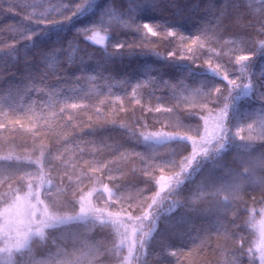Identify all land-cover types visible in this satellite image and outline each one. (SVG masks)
Returning a JSON list of instances; mask_svg holds the SVG:
<instances>
[{
    "label": "trees",
    "instance_id": "1",
    "mask_svg": "<svg viewBox=\"0 0 264 264\" xmlns=\"http://www.w3.org/2000/svg\"><path fill=\"white\" fill-rule=\"evenodd\" d=\"M78 2L0 0V223L28 185L64 218L0 264H260L264 0Z\"/></svg>",
    "mask_w": 264,
    "mask_h": 264
},
{
    "label": "snow or ice",
    "instance_id": "2",
    "mask_svg": "<svg viewBox=\"0 0 264 264\" xmlns=\"http://www.w3.org/2000/svg\"><path fill=\"white\" fill-rule=\"evenodd\" d=\"M87 3H88V0H79V2L75 5L74 8L71 7L70 11L72 12V15H75L77 12L81 11L87 5ZM70 18L71 17H66V20H68ZM42 19H47V17H42ZM53 22H56V21H53ZM53 22H51V23H53ZM137 27H138V30L146 29L148 33H152L153 35L156 34L155 32H153V28L150 25H148V24H144L142 26H137ZM261 31L264 32V28H262ZM122 47H127L129 49H135L134 45H124V44L115 45V48H122ZM253 55H255V52H253ZM240 60L241 61H248L249 57L248 56H241ZM254 81L255 82L251 85V87L253 88V93L257 95L258 99H260L261 101H264V92H260L259 89L256 87V79L255 78H254ZM229 83L233 87H238V85L236 84L235 80H230ZM216 91H219V89H216ZM72 107H76V105H72ZM157 111H159V110H157ZM222 116L226 118L227 117V112H223ZM226 131L227 130L225 128L221 127V132L225 133V135H222L220 137L221 140L226 138ZM157 135L158 136L167 137L166 133H158ZM193 143H195V141H193ZM221 147H223V145H221ZM205 152H206V150H205ZM248 170H249L248 168L245 169V171H248ZM14 176H16L18 182L23 184V177H18L16 173L9 174L4 179V183H7L8 181L12 180ZM161 179H163V178H161ZM177 183H179L178 180H177ZM28 187H29V194L33 195V198L37 199L38 203H41V201H39V193H33L32 190H31V185H28ZM230 189H227L226 191H228ZM57 194H58V187L55 184H53L50 189L46 190V195H47L48 199L52 200L54 204H55V197H56ZM153 203H155V201H153ZM129 207H131V204L129 205ZM84 211H85L84 207L81 206V212H84ZM145 215H148V214L146 213ZM45 216H46L47 220L51 222L52 226H54L58 222H62V220L64 219L63 217L56 216V215L48 216L46 209H45ZM133 219L134 218L131 216V214H129L128 220L131 222ZM135 219L143 220L144 217H136ZM41 223L43 224L44 222H41ZM45 226H47V225H45ZM30 231L31 230L29 229L28 231H25L22 234H20V238L16 242V246L17 247L22 248V247H24L27 244L28 239H29V232ZM36 231L39 232L40 229L37 228ZM145 243H146V241H144L143 239L140 240L141 247H143ZM132 251H133V247L131 246V242H130V247L128 249L129 256H131ZM238 251H240L242 255H246L247 254L242 249H238ZM251 251H252V249H248V252H251ZM172 255H176V254L172 253ZM36 264H47V262L41 261V262H36ZM66 264H72V262L71 261H67ZM249 264H256L255 259L250 260ZM260 264H264V252L261 253Z\"/></svg>",
    "mask_w": 264,
    "mask_h": 264
},
{
    "label": "rangeland",
    "instance_id": "3",
    "mask_svg": "<svg viewBox=\"0 0 264 264\" xmlns=\"http://www.w3.org/2000/svg\"><path fill=\"white\" fill-rule=\"evenodd\" d=\"M32 192L37 193L36 189L32 190ZM39 201H41L40 198ZM83 201H86V197L83 198ZM113 219L116 218L113 217ZM45 221V207L42 205V202L38 203L37 199L33 198V195H30L28 190L26 193L17 195L14 201L6 207L5 212L2 215L0 229L4 231V236L7 239L8 235L15 237L16 235L21 234L22 227H28L29 225H36L39 223L41 224V222ZM257 229L259 233L257 248L261 254L264 252V216L258 220ZM126 239L127 241L132 242V235L129 234L126 236Z\"/></svg>",
    "mask_w": 264,
    "mask_h": 264
}]
</instances>
